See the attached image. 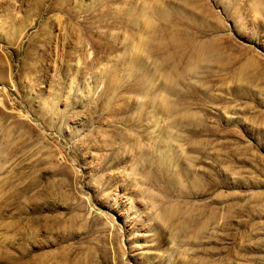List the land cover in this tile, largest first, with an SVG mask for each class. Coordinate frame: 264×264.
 <instances>
[{"label": "rangeland", "instance_id": "rangeland-1", "mask_svg": "<svg viewBox=\"0 0 264 264\" xmlns=\"http://www.w3.org/2000/svg\"><path fill=\"white\" fill-rule=\"evenodd\" d=\"M0 264H264V0H0Z\"/></svg>", "mask_w": 264, "mask_h": 264}, {"label": "bare ground", "instance_id": "bare-ground-1", "mask_svg": "<svg viewBox=\"0 0 264 264\" xmlns=\"http://www.w3.org/2000/svg\"><path fill=\"white\" fill-rule=\"evenodd\" d=\"M166 106H168V105H166ZM184 115H187V117L191 116V114H188V113H184Z\"/></svg>", "mask_w": 264, "mask_h": 264}]
</instances>
